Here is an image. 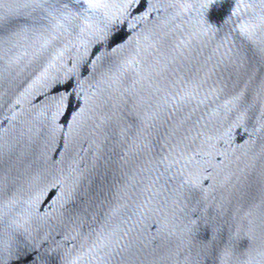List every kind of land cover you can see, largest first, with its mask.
<instances>
[{"label":"water","instance_id":"95a60500","mask_svg":"<svg viewBox=\"0 0 264 264\" xmlns=\"http://www.w3.org/2000/svg\"><path fill=\"white\" fill-rule=\"evenodd\" d=\"M0 264H264V0H0Z\"/></svg>","mask_w":264,"mask_h":264}]
</instances>
